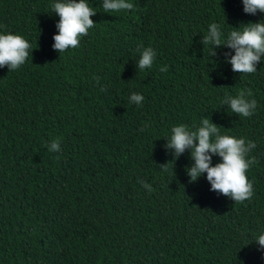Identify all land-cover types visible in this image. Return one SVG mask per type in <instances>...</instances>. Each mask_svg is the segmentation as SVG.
Returning a JSON list of instances; mask_svg holds the SVG:
<instances>
[{"label": "trees", "instance_id": "obj_1", "mask_svg": "<svg viewBox=\"0 0 264 264\" xmlns=\"http://www.w3.org/2000/svg\"><path fill=\"white\" fill-rule=\"evenodd\" d=\"M55 2L0 0V34L31 45L20 68H0V264H264V61L235 73L229 49L209 57L201 43L212 23L226 37L264 13L242 0H127L133 9L106 13L86 0L95 24L59 54ZM247 89L257 108L241 118L222 100ZM203 118L255 142L251 199L211 191L206 173L190 182L189 151L165 148L173 126Z\"/></svg>", "mask_w": 264, "mask_h": 264}, {"label": "clouds", "instance_id": "obj_2", "mask_svg": "<svg viewBox=\"0 0 264 264\" xmlns=\"http://www.w3.org/2000/svg\"><path fill=\"white\" fill-rule=\"evenodd\" d=\"M242 3L246 14L264 13V0H242ZM50 7L59 16L56 24L58 34L53 37V48L59 54L77 48L80 44L79 38L88 35V30L94 26L95 23L90 17L97 12L89 7L86 0H57ZM102 8L104 12L110 13L131 10L134 5L127 0H103ZM201 43L204 48L209 49V57L217 56V48L229 49L230 51L224 52V56L233 72L255 73L257 64L264 61V22H249L242 30H233L226 37L220 25L212 23ZM30 48V43L20 35L0 34V68L7 66L9 71L20 68L28 58ZM155 56L156 52L151 47L144 49L137 62L138 69H150ZM160 71H167V66L161 67ZM252 97L251 89L241 90L236 96L225 95L222 104H226L233 114L248 118L257 108V101ZM143 100L144 97L139 93H133L129 98L130 103L137 105H141ZM220 128L209 118L201 119L195 130H189L184 124L173 126L165 148L172 150L174 159H178L186 150L189 151L193 161L186 168L190 182L197 181L206 173L211 191L230 197L234 202H244L253 196V185L245 173L256 163L254 157L246 159L256 144L243 137L221 135ZM59 144V139L54 140L49 151L59 152ZM213 156L221 158L214 166ZM166 165L167 163L160 166L163 171H167ZM139 182L149 191L152 190L151 185L144 181ZM254 242L258 245V250H264V234L256 236Z\"/></svg>", "mask_w": 264, "mask_h": 264}]
</instances>
